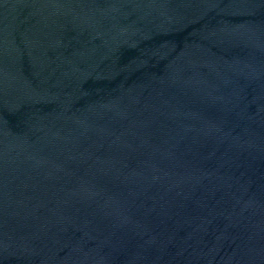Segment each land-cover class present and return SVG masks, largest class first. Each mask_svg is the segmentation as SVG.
I'll list each match as a JSON object with an SVG mask.
<instances>
[{
    "label": "water",
    "instance_id": "1",
    "mask_svg": "<svg viewBox=\"0 0 264 264\" xmlns=\"http://www.w3.org/2000/svg\"><path fill=\"white\" fill-rule=\"evenodd\" d=\"M0 264H264V0H0Z\"/></svg>",
    "mask_w": 264,
    "mask_h": 264
}]
</instances>
